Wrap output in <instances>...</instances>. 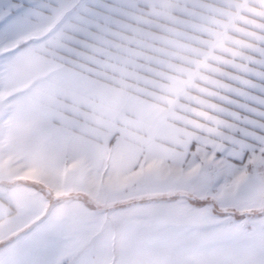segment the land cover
<instances>
[{
  "label": "snow or ice",
  "instance_id": "snow-or-ice-1",
  "mask_svg": "<svg viewBox=\"0 0 264 264\" xmlns=\"http://www.w3.org/2000/svg\"><path fill=\"white\" fill-rule=\"evenodd\" d=\"M0 264H264V0H0Z\"/></svg>",
  "mask_w": 264,
  "mask_h": 264
}]
</instances>
